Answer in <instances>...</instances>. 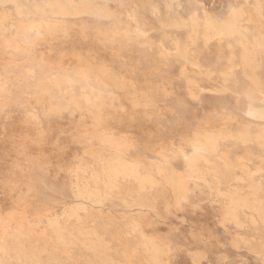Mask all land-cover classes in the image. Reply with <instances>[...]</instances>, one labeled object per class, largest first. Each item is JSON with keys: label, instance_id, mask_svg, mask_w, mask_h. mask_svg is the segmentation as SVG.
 <instances>
[{"label": "rangeland", "instance_id": "rangeland-1", "mask_svg": "<svg viewBox=\"0 0 264 264\" xmlns=\"http://www.w3.org/2000/svg\"><path fill=\"white\" fill-rule=\"evenodd\" d=\"M18 1L32 9L34 5L43 4L46 0ZM241 1L110 0V8L120 16L130 18L129 28L140 31L137 35L122 36L119 44L98 40L102 38L100 32L108 29L100 18L84 14L79 17L67 15L62 28L65 31L60 32L59 27L54 33L53 39L58 42L53 39L48 43L40 40L35 46L37 52L45 53L42 55H46L48 66H56L57 69V66L77 65L69 53L72 50L89 52L95 57V65L105 63L119 74L132 79L140 102L146 99L144 95L147 93L155 101L151 108L141 103L133 106L131 100H127L132 95L126 99L121 96L122 91L117 90L116 97L123 98L124 109L120 110L115 105L118 110H108L109 119L98 124L93 123L91 118H85L84 114L75 113V117L65 115V110L61 112L63 116L54 118L42 115L41 103L23 84L22 64L13 67L6 79V89L0 95L1 99L4 95H9L6 104L0 107V216L20 210L25 213L24 218L28 222L42 218L41 224H34V230H31L26 239V248L35 255L33 264L96 263V255L84 248L79 240L73 241L78 222L67 219L66 224H70L71 229L65 234L73 243L64 249L60 247L56 234L48 230L45 215L62 217L63 210L79 203L91 214L90 216L79 210L80 222L85 228H95L115 263H122L126 259L125 252L129 250L135 264H148L147 254L141 245L140 230L143 229L159 243L168 245L169 264H264V218L253 211L244 210V214L241 213V226L223 222L219 201L203 184L193 187L184 202L171 205L167 210L164 204L169 197L168 190L148 189L146 192L151 197L159 196L157 212L153 213L150 209L146 211L147 208L143 207L145 210L142 214L138 206L123 205L117 199L123 195L119 191L113 193L111 201L106 200L103 205H92L89 201L75 199L72 186L75 170L84 164H91V153L97 149L94 139L88 142L81 136L85 128L97 126L99 129L110 130L115 139L123 144L118 147L127 157H139L145 162H159L161 157L158 151L161 148L166 154H170L171 149H182L183 154L189 153L191 148L187 139L195 130L224 129L236 134L244 124H248V131L253 135L259 129H264V119L252 118L246 113L248 99L244 92L250 83L239 63L237 47H232L235 54L229 60L225 40L214 39L205 45L198 35L192 42L185 39V33L179 29L166 28L161 24L162 19L172 21L180 17L188 18L194 12L202 17L204 11L222 18L231 6H238ZM3 8L0 5V12ZM83 21L85 22L81 24ZM80 25L85 28H80ZM82 28L87 35L84 38L80 36ZM250 29L255 30L254 21H250ZM175 36L178 37L180 46H185V54L176 51ZM33 37L34 33H31L25 40L30 41ZM43 44L52 47L51 49L56 44L58 46L48 54ZM63 51L67 54H61ZM0 62L2 71L5 60ZM257 63L259 67L256 66L255 73L264 88V54L258 56ZM224 71L227 72L226 81H222ZM189 78H192V84L189 83ZM91 82L97 89L105 91L96 80ZM189 88L194 91L192 94L189 93ZM107 89L113 92L111 86H107ZM62 102L66 103L63 99ZM254 105L261 104L254 101ZM144 109L151 111L144 112ZM221 149L228 151V158L234 163L245 160L250 168L258 165L264 169V150L254 141L242 143L230 139L221 144ZM176 156L177 158H170V165L180 172L184 157L181 154ZM40 166H45L47 180L54 189L48 186L43 189L39 187V190L29 189L31 170H38ZM35 176L37 184L39 181L41 183L40 172L35 171ZM255 177L258 178L259 196L264 203V171ZM253 219L256 220L252 222ZM11 228L9 220L0 221V246H13L12 241L6 237ZM195 255L199 257L197 263ZM16 259L11 250L7 254L0 250V264L24 263L21 260L15 262Z\"/></svg>", "mask_w": 264, "mask_h": 264}, {"label": "bare ground", "instance_id": "bare-ground-1", "mask_svg": "<svg viewBox=\"0 0 264 264\" xmlns=\"http://www.w3.org/2000/svg\"><path fill=\"white\" fill-rule=\"evenodd\" d=\"M109 2L110 0H46L43 4H36L32 9H29L18 0H0V5L4 7L0 12V61L5 60V64L2 67L3 70L0 71V95L6 89V79L12 73L13 67L17 64H22L20 67L23 70L21 77L24 81L23 84L26 89L31 90V94L36 95L37 101L42 105L40 113L48 118L63 116L61 112L65 110V115H74L75 117V113L84 114L85 118H91L93 123L98 124L109 119L107 111L114 110L115 105L120 110L124 109L122 99H127L131 95L127 100H131L130 102L133 106L141 103L148 108L153 107L155 101L150 93L144 95L146 99L140 102L132 79L119 74L105 63L95 65V57L89 52L84 53L71 49L72 51L70 52L69 50V54L73 61L77 62V65L57 66V69H55L56 66H48L46 55H42L45 53L41 54L35 49L40 40L48 43L53 39L54 33L58 31L59 27L60 32L65 31L62 28H64L63 24L67 15L79 17L84 14V16L93 15L100 18L108 26L106 31L100 32L102 33V38H98V40L103 42L111 41L119 44L122 36L129 37L132 34H139V29L132 30L129 28L130 18L120 16L119 13L109 7ZM250 21H254L255 30L250 29ZM161 24L166 28L179 29L185 33V39L192 42L195 41L198 35L202 37L205 45L210 40H225L229 49V60L235 54L232 47H237L239 63L250 83V86L244 92V96L248 99L246 113L252 118L264 119V88L255 73L256 66L259 67L257 58L259 55L264 54V0H242L238 6H231L222 18L204 11L202 17L194 12L188 18L180 17L172 21L162 19ZM80 31V36L84 38L86 35L85 30L82 28ZM31 33H34L33 39L26 41L25 38ZM53 40L55 41L56 39ZM229 40H232V42ZM221 42L219 43L221 44ZM174 44L176 51L179 53L185 54L187 52L185 51V46H180L177 36L174 38ZM43 45L46 46L48 54L49 52H54L55 50L53 51V49L57 48L56 45L58 46V44L52 45L54 48L51 49L52 47L50 48L46 44ZM59 45L61 46L60 43ZM61 54L67 53L63 51ZM226 71L222 72V75L219 74L222 76V81L226 79ZM92 80H96L98 84L100 83L105 88V91L97 89L91 82ZM189 83H193L192 78H189ZM75 84H78L76 87L81 88V90H77ZM107 86H111L113 92H110ZM131 87L132 90H130ZM107 90L109 91L108 93L106 92ZM117 90L122 91L121 96L123 98L116 97L115 91ZM192 92L194 91L189 88V93L192 94ZM8 99L9 95H4L2 99L0 98V107L6 104ZM62 99L66 101L65 104H63ZM254 101L260 102L261 105L255 106ZM145 110L151 111V109H144L143 111L147 112ZM248 126V124H244L236 134L224 129L207 128L195 130L187 139L191 148L189 153L183 154L182 149H171V153L166 154L161 148L158 151L161 157L159 162H145L134 156L129 158L122 149H119L118 146L121 142L115 139L110 130L99 129L97 126L85 128L81 132V136L88 142L94 139L97 149H94L96 154L95 152L91 153V164L80 165L81 167L75 170V177L72 182L73 195L75 199L89 201L92 205H103L106 200L109 202L113 199L115 191H119L123 195L118 196L117 199L123 205L138 206L140 214L143 213L144 208H147L146 211L150 209L155 213L157 212L156 203L159 201V196L151 197L146 190L151 188L168 190L169 197L164 204V208L167 210L171 205L184 202L188 192L193 190V187L203 184L213 193L214 198L219 201L220 216L223 222L241 226L243 222L241 213L244 210L253 211L263 219L264 203L259 196V182L255 176L261 175L264 169L262 170V167H258V165L257 167L254 165L255 168H250L244 162L245 160L241 161V163H234L228 158V151L221 149V144L224 141L234 139L242 143L254 141L264 150V129H259L252 135L248 131ZM20 128H22V125ZM21 139L18 138V140ZM121 145L123 146V144ZM113 147H115L114 151L112 150ZM124 147L126 148V146ZM180 154L184 157L183 169L177 172L170 165V158L174 156L177 158L176 155ZM243 159L245 158L243 157ZM33 169L31 170V177H29V189L39 190V187L43 189L46 186L54 189L51 182L47 180L45 166H40L38 170ZM35 171L41 174V183L40 181L38 182L40 186L37 184ZM79 204L63 210L62 217L59 215H54L53 217L45 215L48 230L56 234L60 247L64 249L72 244L73 241L79 240L84 248L96 255L95 264H135L131 260L132 253L129 250L125 252L126 259L122 263H115L110 258L107 253L108 247L96 234L95 228H85L80 222L79 210L85 211L84 213L87 215L91 216V214L86 212L85 206ZM24 214L23 211L18 210L7 213L3 215L4 217L0 216V221L9 220L12 224L11 231L6 237L13 243L11 248L6 245L0 246V250L6 254L11 250L17 258L15 262L21 260L25 264H33L35 255L26 248V239L31 230H34V224H41L42 218L28 222L24 218ZM67 219L78 222L75 227V240L73 241L68 239L65 234L71 229L69 228L70 224H66ZM255 220L253 219L252 222ZM140 233L141 245L147 254L148 264H169L167 257L169 253L168 245L163 242V244L159 243L160 241L158 242L154 236L147 235L143 229L140 230ZM54 252H56V249ZM195 256V263H197L199 257Z\"/></svg>", "mask_w": 264, "mask_h": 264}]
</instances>
